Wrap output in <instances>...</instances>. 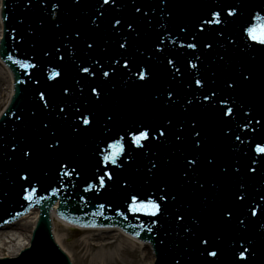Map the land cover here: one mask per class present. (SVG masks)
I'll use <instances>...</instances> for the list:
<instances>
[{
    "label": "water",
    "instance_id": "95a60500",
    "mask_svg": "<svg viewBox=\"0 0 264 264\" xmlns=\"http://www.w3.org/2000/svg\"><path fill=\"white\" fill-rule=\"evenodd\" d=\"M11 1L13 2V0H6L7 7L6 13H4L9 18V26L3 40L2 55L7 56L10 51L9 47L14 44L19 48L22 45L29 46V44L34 47L39 43L35 38L40 39L48 36L49 41L52 42L53 39L57 41L56 49H49L53 61L58 59V51H61L64 59L60 61V64L64 65V62L67 63L68 50L71 48L77 51L80 59L78 58V63L70 61L69 67L72 70V64L76 67L79 63L81 65V62L83 65L93 67L90 63L92 59L104 63L101 57L108 54L105 58L110 62L113 58L121 60L127 58L132 66L139 59L143 67L150 69L151 75H157L153 74L154 71L169 75L164 84L166 90L163 92L160 82L161 73L157 75L158 77L150 78L146 82L152 85V82L155 81L160 98L169 99L167 101L170 103L165 108L167 115L162 114L163 109L161 108L150 109L149 106L155 103L156 99L152 95L147 96L143 103H139L142 93L138 95V90L142 86H137L135 87L137 89L135 99L132 97L131 99L140 104L145 115L134 114L135 117H130L132 124H135L133 121H141L144 123L143 125L147 124L152 127L165 126L166 137H161L160 142L153 141L145 147V149H151V154L144 149L135 151L132 160H127L124 155L119 157L126 169L127 176L130 174L134 177L135 172L138 174L133 178V181L136 178V182L134 181L136 185L132 186L129 194L123 192L115 196L110 192L112 184L107 183L106 188L101 189L99 193L94 190L87 193L90 202L96 203V205L104 204V208L113 213L112 205L115 204V209L127 206L128 201L131 200V194L138 195L144 200L148 197L157 199L162 194L161 190L166 189L170 195L167 200L161 202L162 214L153 217L143 213L140 216L144 224L152 227L150 233L143 232L140 236L153 242L159 253L158 257H160L157 264H264V238L262 237L264 227H261L264 224V207L255 209L257 217L254 219L247 213L255 205H264V200H261V196H264V153H257L254 150L256 144L264 146V45L256 44L250 40L245 31L250 24L257 23L254 17L258 12L260 16L264 17V10L261 9L264 0H177V10L172 9V4L166 0V2L169 1L170 7L166 8L165 12L159 9L157 0H115V3L113 0H108L107 4H104L103 0H30V2L29 0H14L16 1L14 6ZM56 1L60 4L61 15L59 19H55L56 21H49L51 22L49 24L44 11H47L48 6ZM156 2L157 5H155ZM229 6L236 8L237 14L234 17H228L220 25H208L206 30H200L199 23L208 19L210 11L223 9V16L226 15ZM181 9L183 16L178 14ZM169 10L175 14H169ZM168 14L169 17L166 18ZM116 18L121 20L120 24L114 23ZM93 19L98 23L93 24ZM129 24H132L133 27L129 28ZM193 24L194 31L189 29V27H193ZM96 25L97 28L91 30ZM177 31H180L189 42L198 41L196 53L199 59L197 57L195 59V53L188 50L183 56L184 60L182 62L179 60L180 51L177 48L179 39L175 38ZM221 32L223 35H220ZM32 36L35 38L32 39ZM193 36L197 37V41L192 40ZM124 37L127 38V46L120 52L118 48H120ZM157 43H159V47H155ZM209 43L212 45L211 48L204 46ZM171 45L172 47H170ZM46 53L47 51L36 53L34 49L32 50V58L37 62V68L41 65L42 57L46 56L44 55ZM25 57H27L26 54ZM166 58L175 60V66L180 69L183 75L182 79L175 77L176 73L172 65L167 64ZM147 59L155 62L146 65ZM194 60L197 67L191 71L188 66ZM8 62L11 63L15 72L16 94L12 104L0 120V150L5 149V146L9 147L12 143L15 146L20 145V151L22 148L24 152L47 148L50 141L45 137H40L41 135L37 136L35 130L40 129L44 122L48 126L52 125L53 117L59 113L60 104H62L64 112H69L70 109L75 111L79 108L85 114L94 115L95 119L91 127L84 126L85 132L82 135L77 132H69L61 125L54 126V133L60 135L58 139L61 143L54 146L55 151H52V154L57 153L64 146L73 155L74 151L76 153L79 149L82 150L80 147L87 145L90 149L87 148V152L92 153L91 150L107 148L105 141H108L110 135L113 138H118L116 133L122 134V131H118L111 125L119 121V115L113 108V103L109 105L110 110H106V102L111 100L110 93L107 92V79H103L99 74L92 78L83 73L87 79L85 87L88 89V93L86 92V95L81 92L72 94L74 89L70 84H68L69 93L60 95L57 83L61 81L60 77L48 80L46 83L48 87L43 91L38 85L43 84L46 80L39 79L38 74L28 76L18 65L11 61ZM109 63H105V66ZM57 67L62 74H65L63 67ZM112 67L116 71L110 75H113L118 82L117 87L125 86L126 80H131L130 75L138 70V68L132 67L125 70L115 64H112ZM74 70L78 73L76 68ZM177 76L180 77L179 74ZM197 77L203 79L206 85L202 88L197 86L193 90L194 79ZM71 78L74 76H70ZM167 84L173 93L172 96L167 95ZM178 84H181V89H178ZM189 84L191 86H188ZM222 86L228 87L229 90L225 97L228 103L222 104V108L231 107L233 113L230 117L225 116L224 122L217 126L215 120L218 119L221 110L216 109L215 100H204L203 97L210 95L212 91L220 90ZM90 87H98L102 90L101 97L95 99L97 109L94 108V110L88 108L86 102V96L95 97L91 93ZM188 88L190 91L187 90ZM144 90L145 94L150 92L148 88H144ZM39 91H43L45 94L49 93V96L58 97L60 100L58 99L57 103L52 102L53 105L56 104L53 108L50 102L49 107H44V104L39 100ZM254 98H259V100ZM189 100L192 101L191 105L187 103ZM239 106H250V108L241 109ZM111 110L115 113L110 112ZM45 113L51 117V121L44 120ZM196 114L201 115L200 117L204 119H201L202 124L208 131H203V133L213 135L215 143L210 148L206 143L203 144L201 148L206 151L200 156L198 165L191 169L187 167L188 159L196 158V156L187 155V151L190 150L192 153L196 151L190 138L192 133L190 126L195 124ZM208 115L213 124L209 122ZM109 116L112 117L111 122L107 120ZM73 119L75 121H72V124L78 125L76 116ZM115 119L118 120L115 121ZM168 121L171 122L169 126L167 125ZM246 124L247 127H245ZM106 126L110 131L105 130ZM37 131L38 134H41L39 130ZM169 131L171 132L169 133ZM63 133L65 138H62ZM177 136H180L181 139L178 140ZM236 136L240 137L239 141L235 139ZM2 137L7 138L8 141ZM95 137L99 139L93 143ZM36 138L38 143H35ZM95 145L96 147H93ZM126 150H129L127 146ZM142 152H144V156L140 161L138 157ZM22 154L19 155L21 157L19 161L24 162L23 167H18L17 171L19 173L27 172L30 177L32 172L28 170L29 166L27 167L29 159L23 157ZM6 159L8 158L0 155V164ZM51 159L53 161L50 164L54 162L59 172L63 162L70 163L72 161V166H76V162L79 161L78 158L71 155L68 158L67 156L58 158L55 154ZM253 160L256 161L255 164L252 163ZM153 162L155 167H153ZM209 162H212L213 165L211 171L207 170ZM112 168H116V166L109 167L110 170ZM186 168L190 172L188 178L197 182L191 188V194L183 189ZM251 168H256V171H250ZM31 169L33 174L37 172L34 166H31ZM49 169L47 173H49ZM236 169H239V172ZM115 172L119 174L118 168ZM217 172L221 173L217 175ZM123 174L124 172L121 173L120 178L115 174L117 179L114 180L117 183L126 181ZM75 176L72 175L65 182H63L64 178L60 180L61 178L57 176L54 179L51 177L50 180H55L57 183L63 182L69 189L70 182ZM199 177L201 180H198ZM76 178H78V183L72 191V196L77 197L80 193L84 194L83 183L79 181L85 180L81 175ZM3 179L6 181L5 178H1L0 183H3ZM18 179V176L15 179L12 178L14 183ZM50 180L48 181L45 173L41 174L35 183L38 191L47 190ZM241 184L244 185L242 189ZM31 186L26 188L32 190ZM211 186L214 187L211 189ZM23 190H21V194ZM206 190H209V196H206ZM239 195H244L245 199L240 200ZM173 196H175V200L172 199ZM72 202L71 200L67 206L60 205V211L69 206L75 207ZM48 203H43L40 206L41 215L33 234L32 248L24 251L16 259L0 260V264H70L51 240L47 218ZM14 204L9 205L6 202L3 210L11 207L14 210L21 206V203ZM94 207L95 205L92 206V208ZM3 210L0 211V219L4 217L1 215ZM169 212H171L170 215ZM228 212H231V216L227 215ZM35 213H37V209L30 210L18 221L1 226L0 233L19 227L23 221ZM53 213L54 211L51 212L52 234L55 241ZM178 217H182V219ZM197 221L199 222L197 223ZM188 227L191 229L190 231H186ZM131 231L137 233L136 230ZM173 234L174 237L176 235L175 238H172ZM202 238L209 240V244H202ZM183 239H185L184 243ZM56 243L60 246L58 242ZM181 243L182 245H178ZM60 248L63 249V247ZM206 249L217 251V256L210 257ZM245 249H247L245 258L241 259L239 253ZM66 254L68 255V253ZM68 257L70 258V256Z\"/></svg>",
    "mask_w": 264,
    "mask_h": 264
},
{
    "label": "snow or ice",
    "instance_id": "6c2138e0",
    "mask_svg": "<svg viewBox=\"0 0 264 264\" xmlns=\"http://www.w3.org/2000/svg\"><path fill=\"white\" fill-rule=\"evenodd\" d=\"M29 2H30V0H29ZM103 3L107 4L108 0H103ZM113 3H115V0H113ZM52 8L59 9V4L58 3L52 4ZM137 11H139V9H137ZM222 12H223V9H221L220 11H210L208 14V19L202 20L199 23L200 30L201 31L206 30L208 25H220L228 17H234L237 14L235 6H229L227 9L226 15L224 14L222 16ZM254 19H255V21H257V23L250 24V26H248L245 29V31L247 32L248 38L250 40L256 42V44L264 45V17L260 16L259 13H257L255 15ZM92 23L97 24L98 22L95 19H93ZM114 23L120 24L121 20L115 19ZM128 27L132 28L133 26H132V24H129ZM77 35H79V33H77ZM220 35H223V33L221 32ZM192 40L197 41V37L193 36ZM123 41H124V43H126L127 38L124 37ZM124 43L120 44L121 48L124 47ZM197 43H198V41L193 42V43H189L186 45V47L191 48V49H196ZM204 46L207 48H211L212 45L209 43V44H205ZM89 47H91V45H89ZM155 47H159V43H157V45ZM60 59L62 61L64 59V56H60ZM197 59H199V57H197ZM166 60H167V64L172 65L174 72L176 74H180V69L175 66V62L173 60L167 59V58H166ZM90 63L93 65V67H85V66H83V64H81V65H78V71L85 73L89 77H92V78H95L98 74L101 77H105V78L110 77V73H115V71H116V69L112 67V64H115L117 67H123L125 70H129L131 67L130 62L127 58H123V64L122 65H121V59H116V58H113L112 61L109 64H107V66H105V64L100 65V61L97 59H92L90 61ZM24 66H28V65L25 64ZM31 66L35 67V65H31ZM191 67L193 69H195L197 67V64L192 63ZM137 68H138V70L135 73V78L141 82H147L151 78L150 69H147V68L142 67V66H137ZM58 77L62 78V73L60 71H56L55 69H53L52 72L50 73L49 78L55 79ZM76 84L80 85L81 81L77 80ZM194 84L197 86H200L202 88V87H205L206 82L203 79L197 77L194 79ZM90 89H91V93H94L95 97L97 99L101 97V95H102L101 89H99L98 87H90ZM64 91L69 93V88L65 87ZM81 91H83L82 87H81ZM167 95L172 96L173 95L172 91H168ZM216 96H217V93L215 91H212L210 93V95H204L203 99L210 101L211 99L215 98ZM39 99L44 101V107H49V101L47 99H45V93L43 91L39 92ZM187 103L189 105H191L192 101L189 100V101H187ZM218 103L226 105L228 103V101L225 99H221V100H219ZM61 111H63V107H61ZM221 112L223 115L230 117L233 113V109L231 107H228L226 111L224 109H221ZM75 116H76L77 121L79 122L78 125H76L77 130H79V125H85V126L91 127L93 124V121L95 119L94 115H91V114L86 115L85 112H82L79 108H77L75 110ZM107 120L109 122H111L112 117L109 116ZM170 123L171 122L168 121L167 125L169 126ZM257 123H260V122L257 121ZM247 126L248 125L246 124L245 127H247ZM181 127H183V126L181 125ZM105 130L110 131L107 129V126L105 127ZM166 130L167 129L165 126L152 127L151 125H147V124L141 125V126L133 125L128 129L121 130L122 134L116 133V137H118V138H113L110 135L108 138V141H105L107 148L97 150L98 151L97 163L101 164L102 167H97L95 169L96 175L94 177V183L88 184L85 191L93 189L97 185L100 188H106V186H107L106 178H107V181H114V179H115L114 178V172H115L116 168H122L123 167L122 161L118 164V158L119 157L124 155L127 160L134 159V152L135 151H137V150L143 151L145 149V147L153 141L160 142L161 137H166V135H165ZM253 131H255V129H253ZM194 135L199 136L200 132L195 131ZM125 137H130V139H128L126 141ZM177 139L180 140L181 137L177 136ZM235 139L237 141H239L240 137L236 136ZM60 143H61L60 139L54 138L53 142L50 144V147H53V149L55 150L54 146L59 145ZM125 144H127V148L130 151L126 150ZM196 144L202 146V143L200 140H197ZM133 145H135V148H133ZM13 147H15V145H13ZM255 151L257 153H264V146H262L261 144H256ZM28 152L29 151L24 152L25 156L28 155ZM252 163L255 164L256 161L253 160ZM109 165L116 166V168H112L111 170H108ZM197 165H198V159L197 158H193V159L189 160V164H188L189 168L194 169L195 166H197ZM68 167H69V165H67V164L62 165L61 171H60L61 176L72 175L73 173L76 176L80 175V173L78 171H76L75 169H72L71 172H68L67 171ZM153 167H155L154 162H153ZM149 171L151 172V169H149ZM236 171L239 172V169H236ZM250 171L255 172L256 168H251ZM185 175H186V173H185ZM21 179L28 181L29 180L28 173L24 172V174L21 176ZM123 183L127 184V181H123ZM240 187L242 189L244 187V185L241 184ZM31 191L35 192V189L33 188ZM53 191H56V190L53 189ZM161 191H162V194L159 195L157 199H153L152 197H148L146 200H144V199H140V197L138 195H132L131 196V203L128 204V206H127L128 210L131 212H134V213L135 212H143V213L149 214L153 217H156L157 214H162L163 209H162L161 202L167 200L168 195H170V193H167L166 189H163ZM26 198L31 200L32 196L29 194L26 196ZM172 199L175 200V196H173ZM239 199L243 201L245 199V196L239 195ZM261 200H264V196H261ZM99 207L103 208L104 205H99ZM257 207L259 209H261L262 207H264V205H255L253 207V209L251 210L252 216L257 215V212L255 210ZM121 215H123V213H121ZM227 215L231 216V212H228ZM178 218L182 219V217H178ZM153 222L155 223L156 221H153ZM198 222L199 221H197V223ZM241 223H243V220H241ZM261 227H264V225H261ZM149 230H151V229H149ZM190 230L191 229L189 227L186 228V231H190ZM201 243L204 245H208L209 240L202 238ZM245 252H247V249H245L244 251H241L239 253V256L241 259L245 258ZM207 254L210 257H216L217 251H208L207 250Z\"/></svg>",
    "mask_w": 264,
    "mask_h": 264
},
{
    "label": "bare ground",
    "instance_id": "6f19581e",
    "mask_svg": "<svg viewBox=\"0 0 264 264\" xmlns=\"http://www.w3.org/2000/svg\"><path fill=\"white\" fill-rule=\"evenodd\" d=\"M8 80L10 83V72L0 62V101L6 95V90H8V97L11 94L12 90H9V86L7 85ZM37 213L23 221L19 227L0 233V257H14L22 248L29 244L31 231L37 220ZM70 229H73L71 224L58 219L57 216H55V213H53V232L55 241L60 244V247L65 249V253H68V256H70L73 261L72 253L65 245V237H63L65 236L66 231ZM87 231H89V229H87ZM95 231L97 232L91 234L90 238H84L82 241L84 244L81 246L82 250H96V257H103L106 251L113 248L114 252L110 253L106 257H119L118 260L121 259L125 262V264H128V260L126 261V259H124L128 256L126 248L129 246H131V248H136V245L139 244L142 246L141 255L143 260H145L143 264H152L154 256L148 243H141L128 235L122 234L119 230L97 228ZM119 236H121V239H119L116 245H114V242ZM115 260H117V258ZM90 264H103V262L101 260H92Z\"/></svg>",
    "mask_w": 264,
    "mask_h": 264
},
{
    "label": "rangeland",
    "instance_id": "374dc122",
    "mask_svg": "<svg viewBox=\"0 0 264 264\" xmlns=\"http://www.w3.org/2000/svg\"><path fill=\"white\" fill-rule=\"evenodd\" d=\"M7 85L9 86V80L7 81ZM7 93V90L5 91ZM6 96V95H5ZM3 97V99L0 101V108L1 103L6 102V97ZM90 232V233H89ZM97 231H86V230H78V229H70L66 231L65 236V245L68 247V249L72 253V259L73 264H90L92 260H101L103 264H125L124 261L119 259V257L115 256H109L110 253L114 252L113 248L109 249L105 252V255L103 257H96V250H82L81 246L84 244L82 241L84 238H90L91 234L96 233ZM121 239V236H119L116 241L114 242V245L118 242V240ZM65 250V249H63ZM127 257L124 258L126 261L128 260V264H143L145 260H143L141 251L142 246L139 244L136 245V248H131V246L126 248ZM112 255V254H111ZM104 258V259H102ZM117 258V260H115Z\"/></svg>",
    "mask_w": 264,
    "mask_h": 264
}]
</instances>
